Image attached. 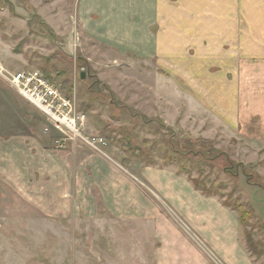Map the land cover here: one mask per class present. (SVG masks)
<instances>
[{"label": "rangeland", "instance_id": "374dc122", "mask_svg": "<svg viewBox=\"0 0 264 264\" xmlns=\"http://www.w3.org/2000/svg\"><path fill=\"white\" fill-rule=\"evenodd\" d=\"M49 1L0 0L1 63L10 71L48 70L65 82V93L87 114L86 132L104 137L109 154L128 167L162 166L188 178L164 155L176 159L174 150L181 151L187 140L211 142L222 155L208 160L201 175L215 193L208 197L233 214L250 263L264 264V64H85L66 49L64 34L72 32L73 21L59 19ZM48 9L54 14L47 21L40 12ZM57 135L41 112L0 78V264H228L211 245L223 248L229 240L228 211L222 234V228H193L197 218L182 221L161 201L158 241L152 228L135 218L119 220L100 212L85 221L42 210L49 207L40 196L46 187L30 172L25 175V159L31 143L55 145ZM126 135L130 150L122 148ZM228 161L231 174L225 170ZM27 177L32 179L29 200ZM192 177H198L196 170ZM236 201L251 210L247 229L262 255L247 248L232 208ZM227 247L225 253L232 251ZM234 260L248 264L242 255Z\"/></svg>", "mask_w": 264, "mask_h": 264}, {"label": "crops", "instance_id": "0c3cea01", "mask_svg": "<svg viewBox=\"0 0 264 264\" xmlns=\"http://www.w3.org/2000/svg\"><path fill=\"white\" fill-rule=\"evenodd\" d=\"M49 4L57 6L59 19L73 21L72 32L64 34L66 49L76 51L85 64H264V0H50ZM53 11H41V17L51 20ZM57 136L55 145L34 141L26 154L25 175L30 172L46 187L40 196L49 207L43 205L42 210L85 221L100 212L119 220L135 218L152 228L158 241L161 201L181 220L197 218L193 228H222L218 231L222 234L228 211L233 228L225 233L226 249L214 245L217 242L211 245L228 264H235L241 255L251 264L233 214L196 190L184 174L155 165L128 167L107 147L102 154ZM30 180H25L28 200L33 199ZM228 245L232 251L225 253Z\"/></svg>", "mask_w": 264, "mask_h": 264}, {"label": "built area", "instance_id": "2783aa9c", "mask_svg": "<svg viewBox=\"0 0 264 264\" xmlns=\"http://www.w3.org/2000/svg\"><path fill=\"white\" fill-rule=\"evenodd\" d=\"M0 78L37 108L50 128L63 139L73 145L82 143L92 150L105 154L107 140L86 132L87 114L79 109L73 96L62 92L42 71L37 69L10 71L0 61Z\"/></svg>", "mask_w": 264, "mask_h": 264}, {"label": "trees", "instance_id": "16d2710c", "mask_svg": "<svg viewBox=\"0 0 264 264\" xmlns=\"http://www.w3.org/2000/svg\"><path fill=\"white\" fill-rule=\"evenodd\" d=\"M44 75L48 77L62 92L65 93L64 87H65V82H58L56 77H54L50 71L44 70L43 71ZM66 94V93H65ZM68 95V94H66ZM130 136L126 135L125 138H123L122 143V148L124 150H130L131 148V143L130 142ZM186 141L183 147L181 148V151L179 149H175L178 156L176 159H174L172 156L164 155L165 162L168 164H174L177 165V169L181 173H185L189 180L192 182L193 186L195 189L201 191L204 195L210 196L215 194L210 188L207 187L206 183L204 182V177L201 175L204 172V168L206 166V162L208 160H216L219 158L222 154L220 152H215L214 148L212 146L210 147V143L208 140H205L203 138L197 139L195 142ZM120 143V144H121ZM205 145L208 146V149L205 148ZM189 146H192L194 148H187ZM214 151L216 153L215 155L211 154ZM133 153H136L138 156H142V151H140L139 148H134L133 147ZM139 153V154H138ZM229 163V161H228ZM229 166H226V172L232 173L233 172V167L232 163H229ZM198 172V177H192V172L193 171ZM225 205H228L226 202H224ZM232 208L235 209L238 213V220L240 224L244 227V237H245V243L247 245V248L254 254L256 255H262L261 250L258 246V243L253 240L252 235L250 231L247 229L248 226V219L249 216L251 215V210L248 208H244L240 203L237 201L232 205Z\"/></svg>", "mask_w": 264, "mask_h": 264}, {"label": "water", "instance_id": "95a60500", "mask_svg": "<svg viewBox=\"0 0 264 264\" xmlns=\"http://www.w3.org/2000/svg\"><path fill=\"white\" fill-rule=\"evenodd\" d=\"M81 76L83 77V74Z\"/></svg>", "mask_w": 264, "mask_h": 264}]
</instances>
